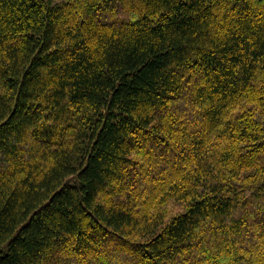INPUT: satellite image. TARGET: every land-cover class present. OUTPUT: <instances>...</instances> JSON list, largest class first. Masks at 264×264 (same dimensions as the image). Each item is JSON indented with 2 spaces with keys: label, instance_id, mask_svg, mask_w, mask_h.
Wrapping results in <instances>:
<instances>
[{
  "label": "trees",
  "instance_id": "obj_1",
  "mask_svg": "<svg viewBox=\"0 0 264 264\" xmlns=\"http://www.w3.org/2000/svg\"><path fill=\"white\" fill-rule=\"evenodd\" d=\"M0 264H264V0H0Z\"/></svg>",
  "mask_w": 264,
  "mask_h": 264
},
{
  "label": "rangeland",
  "instance_id": "obj_2",
  "mask_svg": "<svg viewBox=\"0 0 264 264\" xmlns=\"http://www.w3.org/2000/svg\"><path fill=\"white\" fill-rule=\"evenodd\" d=\"M64 1H66V0H57V3H62Z\"/></svg>",
  "mask_w": 264,
  "mask_h": 264
}]
</instances>
